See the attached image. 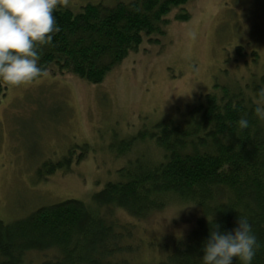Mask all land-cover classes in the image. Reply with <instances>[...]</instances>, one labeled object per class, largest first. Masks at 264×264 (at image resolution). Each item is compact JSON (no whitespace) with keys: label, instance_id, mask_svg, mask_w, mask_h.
Wrapping results in <instances>:
<instances>
[{"label":"trees","instance_id":"1","mask_svg":"<svg viewBox=\"0 0 264 264\" xmlns=\"http://www.w3.org/2000/svg\"><path fill=\"white\" fill-rule=\"evenodd\" d=\"M189 1L85 2L77 10L58 5L53 15L59 31L50 44L36 47L42 69L38 76L55 66L100 83L144 38L163 32L173 8ZM177 17L184 20L188 14ZM6 86L0 82V96ZM260 89L263 74L251 88L239 81L215 82L181 120L158 121L126 141L127 147L137 140L156 145V159L140 155L130 160L118 170L119 178L108 181L89 202L69 198L0 220V264H32V253L43 255L37 264H201L208 219L220 231H229L241 215L259 245L251 264H264V122L253 113ZM242 115L249 121L243 130L236 124ZM71 159L69 151L55 162L44 161L37 174L50 175ZM172 198L200 207L196 226L164 241L156 262L132 260L133 247L125 242L132 225L117 220L115 208L141 219ZM233 264L239 261L234 258Z\"/></svg>","mask_w":264,"mask_h":264},{"label":"rangeland","instance_id":"2","mask_svg":"<svg viewBox=\"0 0 264 264\" xmlns=\"http://www.w3.org/2000/svg\"><path fill=\"white\" fill-rule=\"evenodd\" d=\"M100 1L115 0L58 5L77 10ZM185 13L187 19H178ZM165 19L162 33L144 38L100 83L51 66L30 82L6 86L0 96V220L69 198L89 202L130 160L157 158L159 148L150 142L126 146L138 131L181 120L215 82L251 88L264 75V0H191ZM69 151L67 165L37 174L42 162ZM201 215L198 205L177 199L141 219L114 211L117 220L132 225L125 242L133 247L130 258L142 263L159 260L162 243L190 233ZM42 257L29 256L32 264Z\"/></svg>","mask_w":264,"mask_h":264},{"label":"clouds","instance_id":"3","mask_svg":"<svg viewBox=\"0 0 264 264\" xmlns=\"http://www.w3.org/2000/svg\"><path fill=\"white\" fill-rule=\"evenodd\" d=\"M60 0H0V82L16 86L32 81L42 71L37 45L50 44L59 31L53 11ZM253 113L264 122V89L258 91ZM241 130L249 127L242 115L236 121ZM211 225L201 247V264H251L259 247L246 216H238L235 227L220 231Z\"/></svg>","mask_w":264,"mask_h":264}]
</instances>
